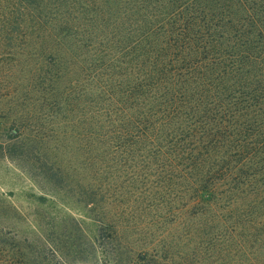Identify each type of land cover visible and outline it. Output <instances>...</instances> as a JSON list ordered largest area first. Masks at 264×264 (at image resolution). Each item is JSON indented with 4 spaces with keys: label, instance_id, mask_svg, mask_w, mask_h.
<instances>
[{
    "label": "trees",
    "instance_id": "1",
    "mask_svg": "<svg viewBox=\"0 0 264 264\" xmlns=\"http://www.w3.org/2000/svg\"><path fill=\"white\" fill-rule=\"evenodd\" d=\"M65 3L82 149L109 184L113 223L173 231L188 264H264V0ZM97 232L102 263L163 260H128L110 221ZM20 244L0 230V264H50Z\"/></svg>",
    "mask_w": 264,
    "mask_h": 264
},
{
    "label": "rangeland",
    "instance_id": "2",
    "mask_svg": "<svg viewBox=\"0 0 264 264\" xmlns=\"http://www.w3.org/2000/svg\"><path fill=\"white\" fill-rule=\"evenodd\" d=\"M65 6L0 0V230L26 241L18 247L26 257L36 251L50 264H112L101 262L109 240L97 232L98 221H110L131 262L157 252L161 264H180L178 256L188 264L173 231L142 236L132 223H113L109 184L82 149L81 64L63 36ZM50 13L56 17L46 22Z\"/></svg>",
    "mask_w": 264,
    "mask_h": 264
}]
</instances>
